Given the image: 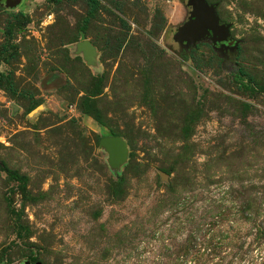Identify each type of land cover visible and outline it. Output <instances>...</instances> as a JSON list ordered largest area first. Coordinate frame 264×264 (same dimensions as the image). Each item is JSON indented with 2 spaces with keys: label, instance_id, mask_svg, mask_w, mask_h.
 Instances as JSON below:
<instances>
[{
  "label": "rangeland",
  "instance_id": "374dc122",
  "mask_svg": "<svg viewBox=\"0 0 264 264\" xmlns=\"http://www.w3.org/2000/svg\"><path fill=\"white\" fill-rule=\"evenodd\" d=\"M207 1L235 50L187 0H0V264H264V0Z\"/></svg>",
  "mask_w": 264,
  "mask_h": 264
},
{
  "label": "water",
  "instance_id": "95a60500",
  "mask_svg": "<svg viewBox=\"0 0 264 264\" xmlns=\"http://www.w3.org/2000/svg\"><path fill=\"white\" fill-rule=\"evenodd\" d=\"M20 2L21 0H8L6 3L8 7L14 8ZM186 5L189 16L173 34V40L181 48L192 49L203 39H208L212 46L219 50L237 48L238 42L231 36L229 24L220 21L214 4L207 0H187ZM78 45L84 51L92 52L87 40H82ZM100 142L106 147L111 158H121L125 153L124 143L118 136L102 137ZM20 264H31V261L25 259Z\"/></svg>",
  "mask_w": 264,
  "mask_h": 264
},
{
  "label": "trees",
  "instance_id": "16d2710c",
  "mask_svg": "<svg viewBox=\"0 0 264 264\" xmlns=\"http://www.w3.org/2000/svg\"><path fill=\"white\" fill-rule=\"evenodd\" d=\"M89 2L91 4V9L92 10L97 7V0H89ZM241 72H242V70H241ZM35 260H36V258L32 257L30 261L32 262V261H35Z\"/></svg>",
  "mask_w": 264,
  "mask_h": 264
},
{
  "label": "flooded vegetation",
  "instance_id": "af4514ba",
  "mask_svg": "<svg viewBox=\"0 0 264 264\" xmlns=\"http://www.w3.org/2000/svg\"><path fill=\"white\" fill-rule=\"evenodd\" d=\"M6 2H8V0H5ZM9 1H11V0H9ZM31 264H32V262H31Z\"/></svg>",
  "mask_w": 264,
  "mask_h": 264
}]
</instances>
